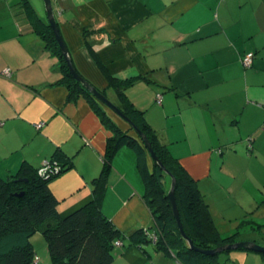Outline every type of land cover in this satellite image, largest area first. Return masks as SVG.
Instances as JSON below:
<instances>
[{"label": "crops", "instance_id": "1", "mask_svg": "<svg viewBox=\"0 0 264 264\" xmlns=\"http://www.w3.org/2000/svg\"><path fill=\"white\" fill-rule=\"evenodd\" d=\"M19 1L0 0V176L14 174L24 162L41 167L55 151L61 153L71 164L49 188L65 215L91 198V181L112 133L82 94L69 99L68 89L57 84L58 60L43 47ZM51 1L81 75L115 104L119 97L97 61L110 75L132 79L127 98L197 181L221 236L240 232L248 219L264 224L258 220L264 213L253 217L264 211V0ZM30 3L46 22L43 1ZM247 52L254 54L249 66L242 63ZM157 94L159 106L153 103ZM104 110L135 136L127 122ZM219 148L222 155L215 153ZM137 156L134 148L118 150L101 202L105 217L127 236L153 225ZM245 195L257 210L241 202ZM234 209L243 211L235 218L238 226L221 230L224 214ZM237 241L256 238L241 234ZM31 243L38 264H51L45 238L36 233ZM239 258L264 264V253L249 249L218 256L222 264H245ZM111 264L183 263L153 243L126 238Z\"/></svg>", "mask_w": 264, "mask_h": 264}, {"label": "trees", "instance_id": "2", "mask_svg": "<svg viewBox=\"0 0 264 264\" xmlns=\"http://www.w3.org/2000/svg\"><path fill=\"white\" fill-rule=\"evenodd\" d=\"M19 5L45 49L58 60L62 77L57 84L68 89L69 99L75 100L82 94L112 135L105 142L101 170L91 181V198L65 215L59 212L58 201L49 188L51 180L71 164V160L63 159L61 153L55 151L48 159L50 168L43 175L38 172L41 167L35 168L24 162L14 174L0 176V264H31L36 256L31 237L36 233L45 238L51 264H111L115 254L114 242L120 240L124 243L127 237L131 243H153L158 250L172 253L183 264H222L218 259L221 253L207 255L189 246L172 215L167 197L169 186L166 184V180H170L169 175L154 161L149 168L145 159L149 154L137 140L136 133L132 136L121 130L104 107L71 77L50 26L35 13L30 0H20ZM87 46L92 53L89 43ZM97 62L119 97L120 103L116 105L147 136L159 160L175 177L174 196L187 237L202 249L235 242L236 233L221 236L197 181L159 140L145 120L143 110L136 108L127 98L125 90L133 84L132 79L112 76L100 61ZM72 64L80 74L73 61ZM122 147L134 148L137 152V169L145 188L143 198L153 218L151 231L139 228L128 236L121 233L101 209L112 160ZM55 168L58 171H54Z\"/></svg>", "mask_w": 264, "mask_h": 264}, {"label": "water", "instance_id": "3", "mask_svg": "<svg viewBox=\"0 0 264 264\" xmlns=\"http://www.w3.org/2000/svg\"><path fill=\"white\" fill-rule=\"evenodd\" d=\"M43 5H44V10H45V19L47 21V24L50 26L54 39L57 42L60 51L62 53V56L65 61L66 68L71 75V77L83 88L85 89L91 96H93L102 106L107 107L110 109L112 112H114L117 116H119L122 120L127 122L130 127L134 130V132L139 136L141 141L143 142L146 150L148 151L151 159L156 162L160 168L169 175L170 177V187L167 191V197L169 200V204L171 206V211L172 215L175 219L177 228L179 232L181 233L182 237L186 239L187 243L189 246L201 253L207 254V255H214V254H220L223 253L224 251L228 250H234V249H249L253 251H259V252H264V246L259 245L258 243L254 241H237L233 243H229L220 247H216L213 249H202L197 246H195L192 242L191 239L187 237L185 234L181 220H180V215H179V210L177 206V202L175 200L174 196V190H175V177L165 168V166L162 164V162L159 160L157 155L155 154L153 147L147 138V136L131 121V119L123 113L119 107L116 104H113L107 97L106 95L99 91L93 84H91L85 77H83L81 74H79L73 64H72V59L69 55L68 49L63 41V38L60 34L59 28L57 21L54 16V11L52 7V2L51 0H42Z\"/></svg>", "mask_w": 264, "mask_h": 264}, {"label": "rangeland", "instance_id": "4", "mask_svg": "<svg viewBox=\"0 0 264 264\" xmlns=\"http://www.w3.org/2000/svg\"><path fill=\"white\" fill-rule=\"evenodd\" d=\"M52 2V1H51ZM42 6V5H41ZM42 9H43V12L45 13V10H44V7L42 6ZM43 47H44V45H43ZM45 48V47H44ZM107 93V92H106ZM168 93V92H167ZM166 93V94H167ZM106 95V97L113 103V104H115L116 102H115V100H114V98H111L109 95H107V94H105ZM159 95H161V94H159ZM155 98H156V96H155ZM153 103H154V105H156V106H159L160 104H158L157 103V101L154 99V101H153ZM104 107V106H103ZM104 108H106V110L108 111V112H110L111 114H113L114 112H112L110 109H108L107 107H104ZM136 137H137V140L138 141H140L141 142V144L144 146V144H143V142L141 141V139L139 138V136L136 134ZM144 148H145V146H144ZM146 149V148H145ZM148 152V151H147ZM215 153H217V154H219V155H222L223 154V152H222V150H221V148H219V149H216L215 150ZM149 154V153H148ZM149 157H150V155H149ZM151 158V157H150ZM152 160V159H151ZM153 161V160H152ZM166 184H167V186H169L170 187V180L169 181H167L166 180ZM258 195V194H257ZM256 195V196H257ZM264 196H260V198L259 199H262ZM230 199L232 200V196H230ZM241 202H244V203H248V204H250L251 206H250V208H249V211H253V210H257L255 207H256V205H255V200H253V198H252V196H249V195H245V198L243 197L242 198V200H241ZM240 202V203H241ZM238 205H239V203H237ZM247 209V208H246ZM241 212H243V211H238V210H230V211H227L226 213H227V215H226V213L224 214L227 218H226V221H227V225H225V226H221V230H224V229H234L236 226H238V223L236 222V220H235V218H237V217H240V216H242V213ZM248 212V211H247ZM264 213V211L262 210V211H260L259 213H257V215H255V216H253V217H259L260 215H262ZM235 215H237V216H235ZM230 219H234L233 221H231ZM250 220V221H249ZM258 220H260V221H262L263 223H264V218L263 219H258ZM243 226H245V227H243ZM240 232L239 231H235V232H233L232 234H230V235H228V236H231V235H233L234 233H236V234H238L239 236L242 234L243 236H250V237H252L253 235L255 236V238H256V243H258L259 245H261V246H264V224H261V222L259 223V222H257V221H255V220H251V219H248V221H246L244 224H243V222H241V225H240ZM236 229V228H235ZM149 231V230H148ZM245 234V235H244ZM253 234V235H252ZM227 237V236H226ZM128 238V237H127ZM129 239V238H128ZM116 242H118V240H116L115 242H114V246H115V248H120V247H122V246H124V243H122L120 240H119V242L118 243H116ZM254 252H256V253H264V252H259V251H254ZM222 254V253H221ZM239 259H241L245 264H255V262H256V258H249V259H245V260H243V258H239ZM263 263H264V259H263ZM31 264H34L33 263V260H32V262H31Z\"/></svg>", "mask_w": 264, "mask_h": 264}, {"label": "built area", "instance_id": "5", "mask_svg": "<svg viewBox=\"0 0 264 264\" xmlns=\"http://www.w3.org/2000/svg\"><path fill=\"white\" fill-rule=\"evenodd\" d=\"M253 58H254V54H253L252 52H247V53L242 57V63H243L244 65H246V66H249V65L252 64ZM4 72H5L6 74H9V70H8V69H6V71H4ZM155 100L157 101L158 104H160V103H161V95L157 94ZM40 126H41V124H37V127H40ZM48 168H50L49 160L45 161V162L42 164L41 168H39V170H38L39 174L43 175L44 172H45V170H48ZM54 171H58V170L55 168ZM118 242H119V240H118ZM118 242H116V243H118ZM119 243H120V242H119ZM33 263H34V264H37V263H38V257H37V256H35V257L33 258Z\"/></svg>", "mask_w": 264, "mask_h": 264}, {"label": "clouds", "instance_id": "6", "mask_svg": "<svg viewBox=\"0 0 264 264\" xmlns=\"http://www.w3.org/2000/svg\"><path fill=\"white\" fill-rule=\"evenodd\" d=\"M38 262H39V259H38ZM38 264V263H37Z\"/></svg>", "mask_w": 264, "mask_h": 264}]
</instances>
